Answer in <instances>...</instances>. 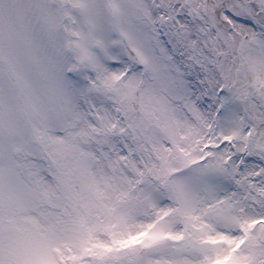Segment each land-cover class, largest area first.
<instances>
[{"label":"snow or ice","instance_id":"snow-or-ice-1","mask_svg":"<svg viewBox=\"0 0 264 264\" xmlns=\"http://www.w3.org/2000/svg\"><path fill=\"white\" fill-rule=\"evenodd\" d=\"M0 264H264V0H0Z\"/></svg>","mask_w":264,"mask_h":264}]
</instances>
